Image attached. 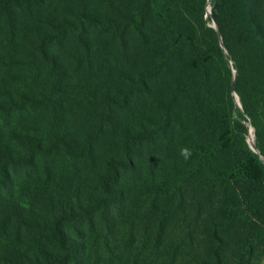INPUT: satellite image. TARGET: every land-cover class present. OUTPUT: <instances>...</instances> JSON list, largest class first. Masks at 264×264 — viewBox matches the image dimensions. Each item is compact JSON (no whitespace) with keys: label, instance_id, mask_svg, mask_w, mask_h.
I'll return each instance as SVG.
<instances>
[{"label":"trees","instance_id":"obj_1","mask_svg":"<svg viewBox=\"0 0 264 264\" xmlns=\"http://www.w3.org/2000/svg\"><path fill=\"white\" fill-rule=\"evenodd\" d=\"M0 264H264V0H0Z\"/></svg>","mask_w":264,"mask_h":264},{"label":"clouds","instance_id":"obj_2","mask_svg":"<svg viewBox=\"0 0 264 264\" xmlns=\"http://www.w3.org/2000/svg\"><path fill=\"white\" fill-rule=\"evenodd\" d=\"M180 155L184 158L185 161H187L191 157L192 152L188 148H183L181 149Z\"/></svg>","mask_w":264,"mask_h":264},{"label":"built area","instance_id":"obj_3","mask_svg":"<svg viewBox=\"0 0 264 264\" xmlns=\"http://www.w3.org/2000/svg\"><path fill=\"white\" fill-rule=\"evenodd\" d=\"M247 129H248V144L252 143V146H250L251 148L253 147V129L252 127L249 125V123H246ZM249 138L251 139V142H249ZM253 149V148H252Z\"/></svg>","mask_w":264,"mask_h":264},{"label":"rangeland","instance_id":"obj_4","mask_svg":"<svg viewBox=\"0 0 264 264\" xmlns=\"http://www.w3.org/2000/svg\"><path fill=\"white\" fill-rule=\"evenodd\" d=\"M206 10H207V12L209 13V5H207ZM247 141H248V138H247ZM249 142H251V139H250V138H249ZM249 145L252 146V143L249 144Z\"/></svg>","mask_w":264,"mask_h":264},{"label":"water","instance_id":"obj_5","mask_svg":"<svg viewBox=\"0 0 264 264\" xmlns=\"http://www.w3.org/2000/svg\"><path fill=\"white\" fill-rule=\"evenodd\" d=\"M253 148V147H252Z\"/></svg>","mask_w":264,"mask_h":264}]
</instances>
